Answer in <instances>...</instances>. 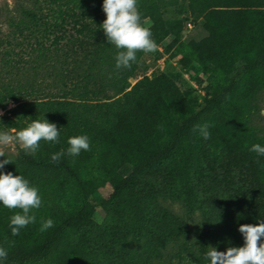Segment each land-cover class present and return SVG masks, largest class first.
Returning a JSON list of instances; mask_svg holds the SVG:
<instances>
[{"label": "trees", "instance_id": "obj_1", "mask_svg": "<svg viewBox=\"0 0 264 264\" xmlns=\"http://www.w3.org/2000/svg\"><path fill=\"white\" fill-rule=\"evenodd\" d=\"M186 2L191 21L211 24L203 38L186 43L179 41L184 22L163 20L156 0H138V9L156 43L172 33L170 45L184 72L199 69L209 77L205 86L193 77L203 87L199 102L179 92L163 71L130 84L137 62L119 72L90 70L83 85L71 82L31 99L0 87V105L13 103L0 116L5 128L19 130L46 118L60 132L57 143L42 140L34 155L20 149L0 169L24 176L42 197V206L33 210L36 222L19 235L11 232L15 211L0 203V246L8 252L0 264H152L186 235L184 221L158 198L180 200L186 212L200 213L188 250L193 264H210V247L244 243L239 225L264 220V156L250 150L264 146V134L248 118L255 93L264 91V0ZM102 5L103 0H32L14 25L18 33L33 34L31 51L42 61L97 52L114 60L117 49L101 28ZM236 62L241 73H234ZM203 124L209 125L208 139L194 131ZM77 135L89 137L90 150L72 157L67 141ZM62 150L65 155L53 163L52 154ZM94 181L109 187L96 204L89 199ZM96 207L104 212L100 222L92 218ZM47 218L55 226L41 232Z\"/></svg>", "mask_w": 264, "mask_h": 264}, {"label": "rangeland", "instance_id": "obj_2", "mask_svg": "<svg viewBox=\"0 0 264 264\" xmlns=\"http://www.w3.org/2000/svg\"><path fill=\"white\" fill-rule=\"evenodd\" d=\"M156 1L159 3V12L163 20L172 23L177 21L184 22L179 35L181 43L199 40L206 35L211 24L201 18L191 21L188 16L186 0ZM31 5L32 0H0V50L4 49L8 51L7 55L0 53V87H9L15 91H19L21 93L20 100L31 99L35 96L53 93L59 88H68L71 82L83 85L86 81L84 76L90 70L92 72L93 70L115 69V59L108 60L101 57L99 52L94 57L59 55L58 62H54L53 59L42 61L41 58L35 57L34 52L31 51L34 45L33 34L30 35L27 29H23L18 33L14 25L20 18L24 17L21 12L22 8L31 7ZM143 23L147 26V19H144ZM187 23L190 26H187ZM172 38V33H168L156 43L158 50L154 53L145 54L140 52L137 57L136 68L128 78V81L130 84H133L143 76L149 77L152 70L163 71L171 78L179 92H189L195 95L197 102H199L203 95V87L197 86L193 77L202 80L201 86L207 84L209 77L204 75L199 69L191 70L190 73H187L180 68L178 64L179 54L176 52L175 46L170 45ZM234 66V73H241V64L236 62ZM49 70L54 71L50 73ZM56 70L61 73L60 78L54 75ZM85 86L87 88L89 85ZM12 106L11 100L4 101L0 105V113L3 115L4 111ZM248 118L249 123L259 133L264 134L263 90L255 93ZM0 128H5L1 122ZM20 149L19 145H17L15 151L8 153L7 158L14 159ZM0 158L5 159L6 157ZM108 191L109 187L106 183L94 181L90 188L89 199L96 204L105 197ZM158 203L174 216L184 221L186 235L179 241L171 243L162 256L155 259L152 264H193L188 260V250L192 248L196 237V230L201 225L200 213L197 210L186 212L183 203L173 198H158ZM103 215V210L96 207L92 218L95 222H100ZM243 244L234 245L233 243H229L216 248V250L226 251L228 247H239L243 246Z\"/></svg>", "mask_w": 264, "mask_h": 264}, {"label": "clouds", "instance_id": "obj_3", "mask_svg": "<svg viewBox=\"0 0 264 264\" xmlns=\"http://www.w3.org/2000/svg\"><path fill=\"white\" fill-rule=\"evenodd\" d=\"M102 9L106 19L101 28L107 42L117 49L115 69L118 72L131 69L133 63L137 62L139 52L148 54L158 50L150 27L142 23L138 0H103ZM208 129L209 125L203 124L195 126L194 131L208 139ZM59 136L57 125L46 118L34 119L19 130L15 127L0 128V157H6L0 160V169L12 163L7 156L9 152L15 151L17 145L26 154L34 155L42 140L57 143ZM67 143V155L72 157L78 156L81 151L90 150V139L87 135L69 137ZM250 150L264 156V146L258 143L253 144ZM64 155L63 150L53 153L51 161L58 163ZM0 203L15 211L10 218V226L12 234L19 235L21 229L36 222L33 210L42 206V197L38 187L30 184L24 176L0 171ZM54 226L52 218L42 219L40 231L45 232ZM238 230L244 237L243 246L228 247L226 251H217L210 247L205 255L210 264H264V220H260L258 224H241ZM7 256L5 247L0 246V261L6 260Z\"/></svg>", "mask_w": 264, "mask_h": 264}, {"label": "built area", "instance_id": "obj_4", "mask_svg": "<svg viewBox=\"0 0 264 264\" xmlns=\"http://www.w3.org/2000/svg\"><path fill=\"white\" fill-rule=\"evenodd\" d=\"M187 26H190V24H189V23H187Z\"/></svg>", "mask_w": 264, "mask_h": 264}]
</instances>
